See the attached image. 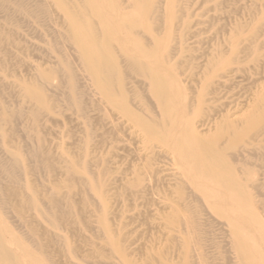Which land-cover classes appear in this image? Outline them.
Masks as SVG:
<instances>
[{
	"label": "rangeland",
	"instance_id": "1",
	"mask_svg": "<svg viewBox=\"0 0 264 264\" xmlns=\"http://www.w3.org/2000/svg\"><path fill=\"white\" fill-rule=\"evenodd\" d=\"M108 1L110 97L73 35L105 39L101 0H63L74 20L0 0L5 248L18 264H264V0Z\"/></svg>",
	"mask_w": 264,
	"mask_h": 264
},
{
	"label": "bare ground",
	"instance_id": "2",
	"mask_svg": "<svg viewBox=\"0 0 264 264\" xmlns=\"http://www.w3.org/2000/svg\"><path fill=\"white\" fill-rule=\"evenodd\" d=\"M58 1H60V4L64 6L71 20H74V14L70 10V8L69 9L67 8L63 0H58ZM101 1H102V6L101 4L100 6L104 10L102 13V15L104 16L102 17V21H103V25L106 27L104 31V34L106 35L104 36L105 39H103L102 42H99L96 36L90 32V29H86V28L84 29L78 28L77 32H73V35L75 38H78V42L80 43L82 53L84 54L86 60L88 61V68L91 74L95 77L96 81L104 88L105 93L110 97L111 87L109 89V86L112 84V80L114 79V72H115L114 59L107 56L103 51L100 50V48L107 47L114 39V2L111 3L108 0H101ZM97 15L99 16L98 13ZM134 25L135 24H130V26H127L126 28L129 27L131 28ZM208 174L206 175L209 176L208 178L211 179V181L219 183V185L224 187L225 189H230L233 187L234 184L238 183V180L236 179L235 176H234L235 178L233 177L234 179L228 181L226 179L225 180L222 179L223 175L222 176L220 174L214 175L211 172L210 173L208 172ZM26 256L29 257L28 254H26ZM253 261L254 259L252 258L248 260L249 263H252ZM34 263H35L34 260H32V262L30 261V264H34ZM0 264H18L16 258H14L5 248L1 235H0Z\"/></svg>",
	"mask_w": 264,
	"mask_h": 264
}]
</instances>
